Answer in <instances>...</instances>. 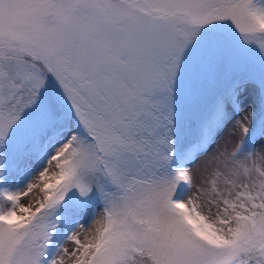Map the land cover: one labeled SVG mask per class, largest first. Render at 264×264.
<instances>
[{"label": "snow or ice", "instance_id": "snow-or-ice-1", "mask_svg": "<svg viewBox=\"0 0 264 264\" xmlns=\"http://www.w3.org/2000/svg\"><path fill=\"white\" fill-rule=\"evenodd\" d=\"M0 264H264V0H0Z\"/></svg>", "mask_w": 264, "mask_h": 264}, {"label": "bare ground", "instance_id": "bare-ground-1", "mask_svg": "<svg viewBox=\"0 0 264 264\" xmlns=\"http://www.w3.org/2000/svg\"><path fill=\"white\" fill-rule=\"evenodd\" d=\"M43 188V184L37 182V188L33 190L32 193L29 194L26 198L22 199V203L28 204V203H37L40 199L43 198V193L41 192V189Z\"/></svg>", "mask_w": 264, "mask_h": 264}, {"label": "rangeland", "instance_id": "rangeland-1", "mask_svg": "<svg viewBox=\"0 0 264 264\" xmlns=\"http://www.w3.org/2000/svg\"><path fill=\"white\" fill-rule=\"evenodd\" d=\"M50 194V193H49ZM24 198H26V197H24Z\"/></svg>", "mask_w": 264, "mask_h": 264}]
</instances>
